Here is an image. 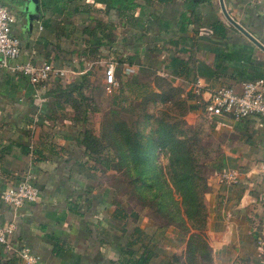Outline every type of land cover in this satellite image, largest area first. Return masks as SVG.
Segmentation results:
<instances>
[{"label": "crops", "instance_id": "crops-1", "mask_svg": "<svg viewBox=\"0 0 264 264\" xmlns=\"http://www.w3.org/2000/svg\"><path fill=\"white\" fill-rule=\"evenodd\" d=\"M135 2L120 15L109 0H39L28 30L17 0H0L16 16V63L52 62L73 73L33 86L0 69V228L14 225V250L0 245V264H24L16 254L23 246L40 264H175L184 237L120 203L116 186L103 181V161L80 143L92 114L142 99L158 77L183 90L188 115L209 119L218 141L201 199L213 262L264 264V119L208 118L203 110L212 91H240L264 77V0H223L237 26L218 0ZM111 62L117 87L108 95ZM26 173L40 200L11 208L1 195Z\"/></svg>", "mask_w": 264, "mask_h": 264}, {"label": "rangeland", "instance_id": "rangeland-1", "mask_svg": "<svg viewBox=\"0 0 264 264\" xmlns=\"http://www.w3.org/2000/svg\"><path fill=\"white\" fill-rule=\"evenodd\" d=\"M151 84V91L142 99L118 109L105 107L92 114L85 126L99 140L103 181L116 186L118 200L126 203L129 211L184 237V247L173 256V263L215 264L208 249L206 216L203 223L196 216L189 219L183 214L171 180L168 147L158 144L162 136L158 131L164 128L174 140L186 142L198 165L200 188L207 189L218 141L209 119L188 115L180 87L159 77Z\"/></svg>", "mask_w": 264, "mask_h": 264}, {"label": "built area", "instance_id": "built-area-1", "mask_svg": "<svg viewBox=\"0 0 264 264\" xmlns=\"http://www.w3.org/2000/svg\"><path fill=\"white\" fill-rule=\"evenodd\" d=\"M15 22V14L0 4V69L24 77L33 86L46 83L51 78L70 79L73 73L69 69L57 67L52 62L16 63L21 56V45L20 39L12 33V25ZM12 63L14 64L11 65ZM104 79L106 92L111 94L117 87L115 67L112 62L105 68ZM203 110L208 118L228 117L233 120H242L257 117L264 119V77L245 81L240 91L227 87L212 91ZM260 173L264 177V159L260 164ZM223 177L227 180H235L230 175ZM40 196V189L34 178L26 173L16 187H9L3 191L1 200L11 208H19L24 204L37 203ZM13 230L12 223L0 228V245L7 250H14L7 241V236L11 235ZM16 252L24 264H40L29 247L23 246Z\"/></svg>", "mask_w": 264, "mask_h": 264}, {"label": "trees", "instance_id": "trees-1", "mask_svg": "<svg viewBox=\"0 0 264 264\" xmlns=\"http://www.w3.org/2000/svg\"><path fill=\"white\" fill-rule=\"evenodd\" d=\"M109 1V8H114L120 13V15L129 10L131 11L138 6L135 2L136 0ZM162 129H159L158 131L162 135L158 140V144L162 145L163 148L168 147L167 151L169 153L171 166V180L173 187L181 198L183 214L189 219L196 216L204 223L206 215L201 204V199L207 189L206 186L200 188L201 186L199 182L202 179L199 177V170H196L198 169V165L196 164L191 151L186 146V142L181 139L174 140ZM80 143L85 151L89 152L92 156H98V154L101 153V147L97 136L89 132L87 129H84ZM174 263L176 264V261H174Z\"/></svg>", "mask_w": 264, "mask_h": 264}, {"label": "water", "instance_id": "water-1", "mask_svg": "<svg viewBox=\"0 0 264 264\" xmlns=\"http://www.w3.org/2000/svg\"><path fill=\"white\" fill-rule=\"evenodd\" d=\"M221 11L225 18L234 26H237L231 19L228 17L223 0H218ZM17 12L21 13L24 16L25 28L32 30L33 21L40 12V3L39 0H17ZM255 42V41H254Z\"/></svg>", "mask_w": 264, "mask_h": 264}]
</instances>
